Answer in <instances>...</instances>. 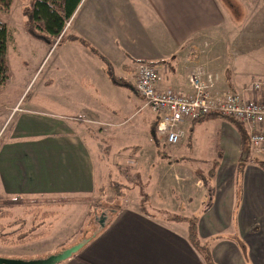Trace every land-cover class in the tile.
Wrapping results in <instances>:
<instances>
[{
  "label": "crops",
  "instance_id": "0c3cea01",
  "mask_svg": "<svg viewBox=\"0 0 264 264\" xmlns=\"http://www.w3.org/2000/svg\"><path fill=\"white\" fill-rule=\"evenodd\" d=\"M263 19L264 0H82L70 19L63 61L51 73L49 105L18 97L0 106V116L11 119L0 142V197L91 193L111 153L117 167L127 157L133 167H153L151 145L114 149L109 141L112 129L132 134L142 123L138 115L150 109L130 86L139 61L159 67L161 88L191 93L188 76L200 68L218 74L217 92L264 99V83L254 81L261 86L254 91L233 63L249 53L251 24ZM66 33L55 42L63 43ZM3 104L14 111L1 114ZM150 112L144 120L152 130L158 117ZM211 116L187 124L180 141L194 149L212 139L219 145L224 159L205 181L208 189L198 177L191 200L182 194L185 183L171 177L166 193L147 192L133 201L121 194L98 232L56 264H264V170L245 157L235 124L224 121L215 133ZM154 151L165 171L184 159L172 152L162 157L157 146ZM241 157L243 171L236 176ZM182 209L196 216V240L191 219L179 217Z\"/></svg>",
  "mask_w": 264,
  "mask_h": 264
},
{
  "label": "rangeland",
  "instance_id": "374dc122",
  "mask_svg": "<svg viewBox=\"0 0 264 264\" xmlns=\"http://www.w3.org/2000/svg\"><path fill=\"white\" fill-rule=\"evenodd\" d=\"M28 1L13 0L11 8L8 10L0 7V21L7 23L10 33L8 64L11 75L9 82L0 87V106L2 102L12 101L21 97V103H33L36 101L47 107L49 104L45 101L50 93L49 81L51 73L62 63L67 47L63 44L70 40L68 37L71 35L73 27L71 22L72 25L70 27H68L70 24L67 22L66 28H64L63 34L66 31L67 33L63 43L60 42L58 44L55 40L47 41L42 38L45 35L44 30L37 29V33L40 36L33 35L29 29V24L32 21L24 13ZM251 26H254V28L250 31V51L247 55L238 54L233 63L240 74L246 75L248 82L261 80L264 83V19L259 23H252ZM135 74L136 68L134 67V79ZM7 107V104L6 106L3 104L1 114H9V112L14 111ZM150 110L149 108L144 109L138 115V118L141 117L142 123L134 129L132 134L120 136L112 129L110 133L113 134V138H110L109 141L114 149L118 148V146L130 144L132 148L136 144L144 147H150L151 145L152 149L150 151L152 152L149 157H152L157 162L153 167H149V169H139L136 165L133 167L134 165H131L129 161L127 162L128 157L122 160V163H124L121 166L117 167L114 164V153H111L110 156L106 157V167L104 166L103 170L104 179L98 182L96 189L91 193L81 195L22 194L1 196L0 257L17 259L46 258L75 246L77 243L87 242L88 239L98 232L101 227V221L104 219L108 220L112 210L119 207L123 200H121L120 195L124 193L132 201L138 200L139 195L147 197V192L152 194H154L153 191L166 193L169 191V187L173 185L172 178L176 179L177 177L185 183L183 192L173 186V191L174 189L176 190L173 195L177 197L182 192L184 196L191 195V200H193L195 195L191 189L193 186L192 181L195 184L198 177L202 178V182L199 185L208 189L209 185H206L205 181L211 179L214 166L224 159V155L219 151L220 148L217 142L214 144V139H212V143L208 140L199 149H194L186 142H180L172 146L167 143L164 136L158 135L161 141V150L166 153H174L175 157L173 158L175 159L184 158L182 161L175 160V163L179 164L176 165V168L172 167L165 171L164 168L161 169L157 166L159 160L156 157L157 153L154 151L156 147L155 138L152 135L151 128L148 129L147 120H144L149 114H152ZM138 118L137 121H139ZM210 118L216 119L213 124L215 133L219 132L224 126V121L230 124L233 123L229 117L218 114H212ZM0 120L1 142L10 127L11 119L6 120L3 116H0ZM248 146L249 144L245 145V151L247 152ZM133 151L131 150L127 154H133ZM247 152H245V157L249 156L248 161L252 160L253 164L264 170V166L261 163L264 161V150L258 151L252 148L248 154ZM238 174L240 176L241 172H236V176ZM239 182L241 183V177ZM116 183H120V185ZM116 185L119 186L118 191L114 187ZM154 187H157L158 190H153ZM196 193L199 194L198 192ZM16 197L30 200V202H18ZM13 201L16 202L14 203ZM183 210L185 211L186 209L181 210L180 218L188 217L191 219L196 217ZM53 212V215H46V213ZM37 224L40 225L35 229ZM6 232H16V234L5 238L4 234ZM19 234L27 238L30 234L38 235L30 236V238L21 241L20 236L18 238ZM37 238H39L38 241L28 243L30 246L25 244Z\"/></svg>",
  "mask_w": 264,
  "mask_h": 264
},
{
  "label": "built area",
  "instance_id": "2783aa9c",
  "mask_svg": "<svg viewBox=\"0 0 264 264\" xmlns=\"http://www.w3.org/2000/svg\"><path fill=\"white\" fill-rule=\"evenodd\" d=\"M217 78L218 74L197 68L188 76L191 93L173 87L161 88L159 67L152 62L139 61L134 86L145 99V105L158 115L157 133L164 136L167 143H179L186 134L187 124L218 114L239 120L249 135L251 149L263 151L264 99L246 97L232 90L217 92ZM260 87L258 82L252 85L254 91Z\"/></svg>",
  "mask_w": 264,
  "mask_h": 264
},
{
  "label": "trees",
  "instance_id": "16d2710c",
  "mask_svg": "<svg viewBox=\"0 0 264 264\" xmlns=\"http://www.w3.org/2000/svg\"><path fill=\"white\" fill-rule=\"evenodd\" d=\"M82 0H29L28 5L25 7L24 13L29 17L30 21H32L29 24V29L31 30V33L36 36L38 35L37 31L40 29L41 31L45 32V35L42 36L47 41L56 40L58 37H60L63 34L64 28L66 26V23L70 21L72 18L74 12L76 11L77 7L81 3ZM13 3V0H0V7L8 10L11 8ZM41 23L43 24L41 26ZM38 29V30H37ZM43 35V34H42ZM9 40H10V33L9 28L6 22L0 21V87L7 84L10 80V68L8 64V46H9ZM131 88L134 90L135 87L130 84ZM137 92V91H136ZM138 93V92H137ZM139 94V93H138ZM158 117V115H156ZM230 118V120L235 124V126L239 129L241 135H242V149L245 151V145L249 143V135L244 127V125L237 120L236 118L232 116H227ZM158 122V119H157ZM157 123L152 126V134L155 138V143L157 146V152L162 157H168V153H166L164 150L160 149L161 141L158 138L157 133ZM251 146L249 143V146L247 147V154L250 152ZM245 157H241L239 160V166L238 171H243V165L245 161ZM262 165L264 166V161L262 162ZM213 170L211 176H213ZM120 185V183H116ZM115 189L118 191L119 186H114ZM16 201L18 202H30V200H26L23 198L16 197ZM16 201H13L14 203ZM12 202V203H13ZM53 213H46V215H53ZM196 218V217H195ZM191 218L190 220V231L193 239H197V219ZM40 224H37L35 226V229L39 227ZM16 232H6L4 234L5 238H9L10 236H14ZM21 234L18 235V238ZM23 235V234H22ZM38 234H30L28 235V238L30 236H37ZM27 237L20 236V240L24 241L28 239ZM66 250V249H65ZM64 251V250H63ZM76 252H74L72 255H74ZM71 255V256H72ZM70 257V256H69ZM68 257V258H69ZM63 261V260H62Z\"/></svg>",
  "mask_w": 264,
  "mask_h": 264
},
{
  "label": "water",
  "instance_id": "95a60500",
  "mask_svg": "<svg viewBox=\"0 0 264 264\" xmlns=\"http://www.w3.org/2000/svg\"><path fill=\"white\" fill-rule=\"evenodd\" d=\"M104 220H102L101 222L103 223ZM81 246L82 244H77L60 253L39 259H17L0 257V264H56L62 260L67 259L74 252H77L81 248Z\"/></svg>",
  "mask_w": 264,
  "mask_h": 264
}]
</instances>
